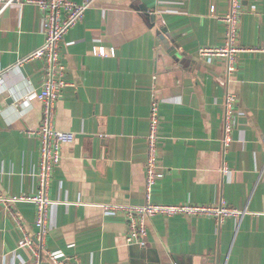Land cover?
I'll return each instance as SVG.
<instances>
[{"label": "crops", "instance_id": "obj_1", "mask_svg": "<svg viewBox=\"0 0 264 264\" xmlns=\"http://www.w3.org/2000/svg\"><path fill=\"white\" fill-rule=\"evenodd\" d=\"M83 2L84 0H72ZM62 42L69 84L57 101L55 125L74 133L62 146L50 197L46 248L71 264H264V0H242L236 70L225 59L198 55L225 42L229 0H89ZM2 4H0V9ZM43 12L14 0L0 12V193H33L39 140L32 133L42 103L23 96L41 89V59L24 60L45 40ZM167 37L170 47L162 42ZM105 46L112 53L96 49ZM259 48V49H258ZM256 49V50H255ZM174 52L176 53L174 55ZM236 94L233 140L223 148L224 102ZM159 100L158 178L152 200L246 208L221 224L213 216L157 214L144 245L126 244L122 212L103 204L145 203V163L151 107ZM227 164L230 171L222 172ZM35 205L0 203V264H27L19 247L34 233ZM16 217L23 225V230ZM42 264H54L43 254Z\"/></svg>", "mask_w": 264, "mask_h": 264}, {"label": "built area", "instance_id": "obj_2", "mask_svg": "<svg viewBox=\"0 0 264 264\" xmlns=\"http://www.w3.org/2000/svg\"><path fill=\"white\" fill-rule=\"evenodd\" d=\"M14 0H0V12ZM43 12L44 43L28 54L24 60L41 59L44 64L45 77L41 89L31 88L23 96L22 104L28 107L32 99L42 103V116L39 126L32 133L39 140V160L35 172L36 189L33 193L4 195L0 193V203L10 208L17 202H31L35 205L34 233L27 232L19 219L16 221L24 232L18 241L19 247H26L31 252V259L27 264H42L43 254L47 255L54 264H71L69 257L62 251H51L46 248V240L51 230V214L57 201L50 197V188L55 167L62 159V146L74 140V133L56 127L57 101L60 93L69 84L66 79V66L62 61V42L77 22H79L89 6V0L76 2L72 0H30ZM242 0H229V9L222 16L225 24V42L220 46H201L198 55L212 62L217 58L225 59L226 73L229 76L237 68L239 53L246 50L239 45L240 24L242 15ZM259 49V48H258ZM256 50V49H255ZM96 51L106 55L112 53L105 46H99ZM5 72H0V86L5 82ZM159 100L154 99L151 107L149 131L147 134V158L145 163V203L143 204H116L105 203L103 210L106 214L122 212L126 218L128 231L126 244L146 243L148 220L157 214L165 216L175 215H207L213 216L217 224L233 216L242 218L248 210L231 206L221 200L212 205L197 203L168 204L152 200L153 189L158 178L164 175L159 160L161 116ZM223 121V148L229 147L233 140L232 132L236 116L241 111L238 108L236 94L228 92L224 102ZM230 168L222 166V172L227 173Z\"/></svg>", "mask_w": 264, "mask_h": 264}, {"label": "water", "instance_id": "obj_3", "mask_svg": "<svg viewBox=\"0 0 264 264\" xmlns=\"http://www.w3.org/2000/svg\"><path fill=\"white\" fill-rule=\"evenodd\" d=\"M162 42H163V44H164L167 48L170 47V42H169V39H168L167 37L162 36ZM175 54H176V53L174 52V55H175Z\"/></svg>", "mask_w": 264, "mask_h": 264}]
</instances>
